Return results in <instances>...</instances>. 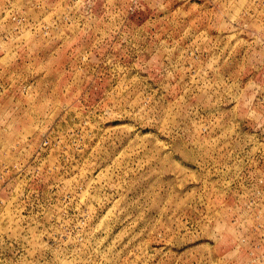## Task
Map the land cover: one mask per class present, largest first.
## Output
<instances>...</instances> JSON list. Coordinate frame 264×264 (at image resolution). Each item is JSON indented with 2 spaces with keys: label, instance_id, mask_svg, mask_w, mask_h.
<instances>
[{
  "label": "rangeland",
  "instance_id": "374dc122",
  "mask_svg": "<svg viewBox=\"0 0 264 264\" xmlns=\"http://www.w3.org/2000/svg\"><path fill=\"white\" fill-rule=\"evenodd\" d=\"M0 264H264V0H0Z\"/></svg>",
  "mask_w": 264,
  "mask_h": 264
}]
</instances>
